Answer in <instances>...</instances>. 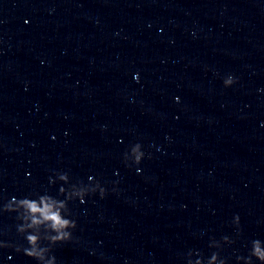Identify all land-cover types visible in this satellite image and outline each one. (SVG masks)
<instances>
[{
	"label": "clouds",
	"instance_id": "9594fccd",
	"mask_svg": "<svg viewBox=\"0 0 264 264\" xmlns=\"http://www.w3.org/2000/svg\"><path fill=\"white\" fill-rule=\"evenodd\" d=\"M235 79L231 76L224 80L226 87L231 86ZM144 157V152L140 144L131 147L130 152L125 153V162L139 165ZM89 177V181H92ZM61 182L56 196L49 194L46 190L42 194L35 193L23 198L13 197L7 203L0 206V211L16 214L19 223L16 225L18 234L24 237L26 247L23 245H13L10 242L0 240V248H14L16 252L32 258L37 264H56L55 257L51 256L53 246L67 242L72 239V230L77 225L71 219L69 202L78 200L85 202L89 195L99 193L103 198L106 189L97 181L95 183L84 184L82 182L71 183L67 173L57 172L55 177L48 178L49 185ZM67 185V187H65ZM59 197H63L60 199ZM234 223L239 225V217L234 218ZM46 242V243H45ZM235 241L228 236H223L221 240H211L209 247L216 249L207 258L202 253L189 251L186 264H227V259L220 255L225 244L231 245ZM196 255L198 258L193 259ZM237 261L243 264H264V241L254 239L250 242L247 256H237Z\"/></svg>",
	"mask_w": 264,
	"mask_h": 264
}]
</instances>
